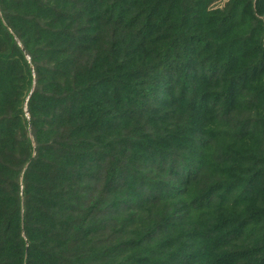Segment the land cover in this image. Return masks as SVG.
<instances>
[{
  "label": "trees",
  "instance_id": "1",
  "mask_svg": "<svg viewBox=\"0 0 264 264\" xmlns=\"http://www.w3.org/2000/svg\"><path fill=\"white\" fill-rule=\"evenodd\" d=\"M0 0V264H264V0Z\"/></svg>",
  "mask_w": 264,
  "mask_h": 264
},
{
  "label": "rangeland",
  "instance_id": "2",
  "mask_svg": "<svg viewBox=\"0 0 264 264\" xmlns=\"http://www.w3.org/2000/svg\"><path fill=\"white\" fill-rule=\"evenodd\" d=\"M220 2V4H223L226 0H219Z\"/></svg>",
  "mask_w": 264,
  "mask_h": 264
}]
</instances>
